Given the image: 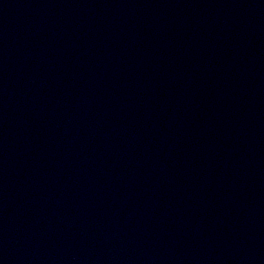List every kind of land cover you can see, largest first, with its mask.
Here are the masks:
<instances>
[{"label":"water","instance_id":"1","mask_svg":"<svg viewBox=\"0 0 264 264\" xmlns=\"http://www.w3.org/2000/svg\"><path fill=\"white\" fill-rule=\"evenodd\" d=\"M0 264H264V0H0Z\"/></svg>","mask_w":264,"mask_h":264}]
</instances>
